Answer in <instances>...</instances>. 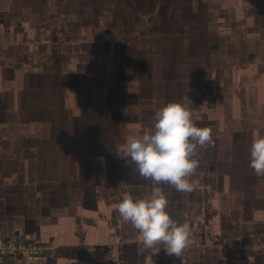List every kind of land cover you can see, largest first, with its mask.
I'll use <instances>...</instances> for the list:
<instances>
[{"label":"crops","instance_id":"crops-1","mask_svg":"<svg viewBox=\"0 0 264 264\" xmlns=\"http://www.w3.org/2000/svg\"><path fill=\"white\" fill-rule=\"evenodd\" d=\"M123 1L0 0V235L18 232L51 241L53 252L45 264H176L179 258L161 245L143 247L139 232L117 211L126 196L139 197L129 185L131 176L103 169L114 145L123 147L130 130L155 123L156 111L178 96H172L174 76L173 84L165 79L162 86L168 77L167 70H161L164 58L152 50L146 63L138 37H128L147 25L117 24V18H135ZM152 1L134 0L141 3L137 10L146 19L158 16ZM118 2L124 8L119 15ZM174 43L167 62L176 57L179 42ZM143 64L152 66L153 73H143ZM230 81L239 92L229 86L231 95L221 96L231 103L226 111L234 121L244 117L248 138L229 146L227 156L234 162L242 157L248 161L253 138L264 136V86L254 75L245 90L241 78ZM140 100L152 104L151 111L141 107ZM208 107L207 114L218 120L214 130L225 131V110L220 104L215 110ZM119 130L122 135L113 134ZM102 145L109 153L97 155ZM82 163L101 165V172L83 173ZM237 168L225 177L236 179L241 173ZM261 185L255 189L259 193L264 192ZM220 189L212 186L217 198L214 227H226L233 237L229 241L248 238L252 246L264 247L255 244L264 241L257 230L264 226V202L224 205ZM194 204L201 220L209 209ZM214 233H201V241L193 234V244L180 258L186 264H210L213 254L227 259L213 251L215 243H223L216 239L217 230Z\"/></svg>","mask_w":264,"mask_h":264},{"label":"rangeland","instance_id":"rangeland-1","mask_svg":"<svg viewBox=\"0 0 264 264\" xmlns=\"http://www.w3.org/2000/svg\"><path fill=\"white\" fill-rule=\"evenodd\" d=\"M118 3V9H115V12L117 15L123 14L122 3ZM123 3L129 7L131 12L135 11V18L127 20L117 18V24L126 22L135 26L143 25V23L147 25V28H140L139 33L135 29L136 33L130 34L128 37H138L137 44L143 48L142 58L145 57L146 63H149L152 50L156 52V55L164 58L161 70L163 73L167 70L166 76L168 77L162 79V86H165V79L168 84L171 83L170 79L174 76L175 85L171 84L175 86V91L172 96H178L171 101L187 104L197 126L213 129L215 146L210 147L207 151L198 150L201 167L198 170L197 178L200 183L199 187L190 194L176 192L165 184L154 185L150 181L143 180L131 160L127 164L123 158L118 156L122 144L114 145L113 156L109 154V160L103 163V169L106 171H102L105 173H128L131 176L129 180L131 190H134V194L141 198L157 189L165 193L170 201L168 211L172 218L178 223L187 222L192 233L196 235L194 237L196 241H201V233H209L212 237L217 230L216 239H223V243H219V247L215 243L213 251L222 253L227 259L222 260L217 254H213L210 256V264H264V247L258 249L252 246L253 241L250 242L248 238L229 241L233 237L226 227H214L218 220L216 209H212L214 201L217 199L212 191V186L221 187L219 192L225 193V196L223 195L224 205L238 204L248 207L264 202V192L259 193L258 190H255L263 188L261 184L264 183V178H258L249 168L250 159L246 161V157H242L243 159L234 162L227 156L229 146L248 137L245 124L242 123L244 117L234 121L232 114H228L226 111L231 103L228 101L226 103V100L221 96V94L231 95L232 91L239 92L234 90L231 85L233 84L230 81L232 77L241 78V90L248 89V86L252 84L250 83L252 75L257 81L262 82L258 83L259 86L260 84L264 86V0H154L151 2L154 4L152 9L156 10L155 13L158 16H152L149 19H146L141 11L138 12L137 9L140 8L141 3L140 6L134 0H124ZM120 9L123 10L120 11ZM174 42H179L178 46L174 47L176 54L173 52L176 57L167 62L165 57L170 53L168 48L170 44L175 45ZM175 60L178 61L177 64L173 63ZM126 66L133 68L134 64L128 63ZM141 68L143 73H146L148 69V73H153V67L150 65L143 64ZM187 78L191 80L187 81ZM229 86L232 91L228 90ZM145 87L149 89L147 83ZM145 94L147 97L144 98L148 102L151 100V97H148L149 91H146ZM248 94L249 92H247V96ZM220 100L225 103H218ZM139 104L147 111H151L153 106L152 104L149 106V103L143 105L142 100ZM218 104L222 106L223 111L225 110L224 117L222 115L225 131L214 130V123L218 120H213L205 108L209 105V111L215 110ZM148 117H151V112ZM143 126L150 128L154 126V123L151 120V123H146ZM233 127H236V130ZM145 128L130 130L128 135H141ZM114 133L122 135L120 130ZM109 150L102 145L96 153L97 155L107 154ZM236 167L241 172L238 177L234 180L226 178L225 176L232 173ZM79 168L83 173H90L92 169L100 171L102 166L96 163H82ZM204 177L206 181H204ZM204 184L207 186H203ZM235 187L238 189L235 190ZM136 189L139 191L137 192ZM192 204L206 206L205 211L209 209L201 220H199L200 209L192 208ZM222 210V213L226 215L227 209ZM241 230L244 231L243 228ZM257 230L259 234H264V226L260 225ZM258 231L256 232L258 233ZM255 244L260 247L264 245V241H258ZM161 246L164 249V245L161 244ZM176 264H186L185 258H178ZM191 264L194 263L191 262Z\"/></svg>","mask_w":264,"mask_h":264},{"label":"clouds","instance_id":"clouds-1","mask_svg":"<svg viewBox=\"0 0 264 264\" xmlns=\"http://www.w3.org/2000/svg\"><path fill=\"white\" fill-rule=\"evenodd\" d=\"M154 126L141 135L125 137L119 157L136 165L139 176L154 185L165 184L179 193L199 187L201 162L198 150L215 146L213 129L197 126L189 106L170 102L156 111ZM103 161V158H98ZM249 168L264 178V136H255L250 148ZM170 201L157 189L144 197L126 196L117 206L120 218L140 234L143 247L164 245L169 255L179 257L193 244L187 222L178 223L168 211Z\"/></svg>","mask_w":264,"mask_h":264},{"label":"built area","instance_id":"built-area-1","mask_svg":"<svg viewBox=\"0 0 264 264\" xmlns=\"http://www.w3.org/2000/svg\"><path fill=\"white\" fill-rule=\"evenodd\" d=\"M53 248L51 241L18 232L0 235V264H45Z\"/></svg>","mask_w":264,"mask_h":264}]
</instances>
